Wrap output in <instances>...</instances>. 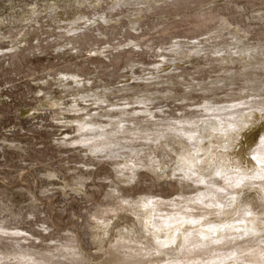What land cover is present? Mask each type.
Segmentation results:
<instances>
[{"label": "clouds", "instance_id": "9594fccd", "mask_svg": "<svg viewBox=\"0 0 264 264\" xmlns=\"http://www.w3.org/2000/svg\"><path fill=\"white\" fill-rule=\"evenodd\" d=\"M58 3L67 9L76 10L87 6L95 14L91 19L78 17L66 28L59 29L58 36L52 37L50 41L45 40L44 44L49 46L51 52L66 56L76 53L87 61V57L82 55L87 46L94 49L89 50L88 56H96L108 62L112 67L105 71L111 72L125 58L126 50H133L127 51L128 63L122 71L130 72L131 69L140 68L141 75L133 74L131 80L143 82L145 88L136 95L128 83H125L114 91L104 87L96 92L86 91L80 94L84 85L98 77L94 75L85 79L80 75L58 74L56 71L42 74L47 78L38 83L47 85L55 77V87L63 90V99L72 100L66 106L62 102H52L49 98L48 101L41 102L36 111L49 114L51 120L61 126V131L75 126L71 138L58 135L51 140V145L61 157L72 160L74 156H78L82 161L71 168V192L75 193L79 205L84 208L85 220L81 224L78 223L79 217H74L69 224L58 226L52 218L45 215L47 209L43 208L35 196L24 207L17 206L9 197L0 193V264H128L133 261L134 264H213L207 259L193 260L190 257L194 253L205 257L219 255L210 251L214 245L231 249L225 254V259L231 261V264H264V195L259 197L256 212L252 211V200L240 199L245 196L246 190L257 188L264 192V159H258V166H249L246 161L241 163L235 154L228 155L223 144H218L215 153L202 162L197 161L198 167L193 171L182 166V158L180 161L172 158L176 153L169 146L183 136H187L189 140L193 136L199 139L205 132L213 129V122L217 126L235 129L239 117L229 123L227 106L218 108L212 101L205 100L200 105L199 119L189 121L181 114L180 120H173L163 107H153L157 104L154 97L158 95L161 100L172 99V92L158 94L147 91L148 88H159L161 84L171 85L170 76L177 73V79L185 93H211L214 100L224 88L221 77H230L234 73L215 72L213 66L221 68L237 63L232 57H246L242 61L246 68L264 70V0H52L47 11L55 12ZM38 15L40 13L33 9L32 16L26 23H34ZM122 19L128 21L127 29L111 39L96 28L98 22L119 25ZM81 20L83 26H78ZM128 30L136 33L137 39L126 40L124 32ZM9 39L10 36L0 33V40ZM61 41L62 46H51ZM11 42L14 46L8 48L7 52L18 53L21 49L18 40ZM41 49L42 45L37 41L34 47L21 53V59L37 54L45 55ZM137 53L148 56L156 63L144 66L132 62V57ZM193 57H202L206 61L203 67L213 72L214 80L204 79L201 69L195 67L189 79L184 80V75L188 73L185 71L180 74L179 66L186 68ZM0 59H3L2 55ZM168 66L169 71L164 72L163 68ZM93 67L97 72L100 71L96 65ZM198 75H201L200 82L192 79ZM69 81L72 83L69 84ZM3 87L11 88L13 85L5 83ZM104 93L112 94V103ZM120 93H133L131 102L129 99L117 100L116 96ZM228 94H232L231 87L228 88ZM36 95L47 94L38 92ZM78 102L90 107L99 106L97 113H107L102 115V119H108V123H96L92 117L97 113L89 115L86 108L77 106ZM176 102L184 103L183 100ZM257 102L255 110L264 112V97L252 98L251 104ZM136 105L141 106V111L135 110ZM240 106H249V102L242 101ZM128 108L133 111H127ZM52 109L59 111L53 113ZM114 111H118L119 115L111 116ZM81 112L85 113L82 120L63 118L65 113ZM218 115H223L224 119L218 120ZM138 117L142 118L137 119ZM183 125H190V135L183 131ZM33 127L36 131L46 130L47 121L41 119L37 122L33 119ZM229 144L233 148L237 147L232 139H229ZM64 149H71L72 152L60 151ZM157 152L161 153L159 159ZM251 152H257V148ZM102 164H108L114 173L113 178L107 180L110 187L104 199L113 201L115 211L136 217L132 225L117 230L115 237H111L109 233L111 220L106 223L97 221L93 226L88 219L89 216L94 219L99 211L94 215L88 212L87 205L92 203V196L85 190V185L92 180V174ZM30 167L36 168V164H31ZM62 167L67 169L69 165L65 163ZM169 170L171 175H167ZM141 172L151 173V177H142ZM60 178L57 171L48 170V165H45L38 177L41 181L49 182ZM165 179L179 181L182 187L203 185L202 195L208 203H204L199 197L190 199L188 203L202 204L203 207L192 208L186 214L199 212L205 220L212 216L218 221L239 218L238 222L241 224L247 220L248 224L244 225L242 235L249 239L240 243L241 236L231 232L234 227L232 224H225L230 231L220 235H216L211 229L205 235L198 227L185 230L181 233L183 242L179 246H175L171 240H159L154 232H146L143 226V217L146 215L142 210L143 198L123 199L117 188L121 185L139 188L147 180H151L155 186V182ZM257 179L262 183H252ZM64 186L68 188V184ZM55 192L56 188L51 185L39 189V195L44 199ZM57 211L62 214L66 210L60 207ZM63 226L72 230L61 231ZM22 227L28 231H21ZM89 228L91 232L88 231ZM29 232L36 235L29 236ZM75 233H79V236ZM37 236L41 238L38 239ZM125 236L128 237L127 240Z\"/></svg>", "mask_w": 264, "mask_h": 264}, {"label": "rangeland", "instance_id": "374dc122", "mask_svg": "<svg viewBox=\"0 0 264 264\" xmlns=\"http://www.w3.org/2000/svg\"><path fill=\"white\" fill-rule=\"evenodd\" d=\"M51 3L52 0H0V21L5 22L0 23V33L4 36H10L9 40H0V55L3 56V59H0V193L9 197L17 206L24 207H27L32 196H35L37 200H40L43 208L47 209L45 215L52 218L58 226H62L69 224L74 217H79L78 223L81 224L85 220L84 208L79 205L75 193L71 192V181L73 179L71 168L75 163H81L82 161L78 156H74L72 160L61 157L60 153L51 145V140L58 135L71 138L75 126L63 128V131H61V126L52 121L49 114L41 113L36 109L41 102H46L49 98L52 102H62L66 106L70 105L72 100L65 101L63 99V90L55 87V77L47 85L38 83L39 80L47 78L42 74L45 72L51 74L56 71L58 74L80 75L85 79H89L94 75L98 77V79H92L91 83L84 85L80 94H84L86 91L96 92L97 89L102 90L104 87L111 88L114 91L116 87L128 83L133 92L139 95L144 90L145 85L143 82L131 80V75H141L140 68L131 69L130 72L122 71L123 68L127 67L128 59L126 57L122 58L111 72H106L105 69L112 67V65L103 61L102 58L88 56L89 50L94 51V49H89L87 46L84 47L82 53L83 57H87V61L77 56L76 53L66 56L51 52L49 46L44 44L45 40L50 41L52 37L58 36L60 34L59 29L66 28L76 16L92 18L95 14L87 6L76 10L75 8L67 9L60 3L57 4L55 12L49 13L47 9ZM33 9H36L40 15L35 17L34 23L28 24L26 21L31 18ZM114 18L115 16H113ZM79 24L83 26V21L81 20ZM141 26L143 27V25ZM127 27L128 21L124 19L121 20L119 25H104L102 21L96 25V28L101 30L109 39L113 36H119ZM124 37L126 40H135L137 34L128 30L124 32ZM12 40H18L21 45L20 51L16 54L7 52L8 48L14 46ZM37 41L41 43V50L45 52V55L37 54L21 59V53L34 47ZM62 43V41L58 44L53 43L51 46H62ZM14 55L15 58H13ZM232 59L237 63L224 65L221 68L213 66L215 72L234 73L230 77H221L224 88L217 93L214 100L211 93H185L184 88L177 79V73L171 74V85L161 84L159 88H148L147 90L149 93L155 92L158 94L165 91L172 92L174 97L172 99L161 100L158 95L154 97L157 104L153 107H163L167 115L173 120H180L181 114L184 119L189 121L199 119L200 105L205 100L212 101L218 108L227 106L228 113L239 110L234 115L227 114L229 123L239 117L238 126L235 129L217 126L216 122H213V129L205 132L204 136L199 139L193 136L189 140L187 136H183L178 138L175 144H169L173 152L176 153L172 158L178 161L182 158V166L185 169L190 168L195 171L198 167L197 161L202 162L204 158L215 153L218 144H223V148L228 155L235 154L241 163L246 161L249 166H258L259 158H253L257 153L251 152V150L257 148L258 144L264 143V112L255 110L258 102L257 104H251V100L257 96L264 97V70L246 68L242 62L246 57H232ZM132 62L144 66L156 63L148 56L139 53L133 56ZM205 63L206 61L202 57H193L186 68L182 65L179 66L181 69L180 74L186 71L188 75H184L183 78L187 81L192 74L193 67H195L201 69V75L204 79L214 80L213 72L203 67ZM93 65L100 68V71L97 72ZM169 67H164L163 71L168 72ZM78 69L79 71H77ZM236 73H239V75H235ZM201 75L193 76L192 79L200 82ZM5 83L13 85V87L4 88ZM68 83L71 84L72 82L69 81ZM230 87L232 88L231 95L228 94V88ZM38 92L47 95L37 96L36 93ZM104 95L107 96L110 103L113 102L111 93H104ZM132 95L133 93H120L116 96V99H129L131 102ZM177 100H183L184 103H177ZM242 101L249 102V106H240ZM233 105L236 107H233ZM45 106L47 105L45 104ZM77 106L86 108L89 115L97 113V107H99H90L83 102H78ZM135 110L141 111V106L136 105ZM51 111L55 113L59 110L52 109ZM127 111L130 112L133 109L128 108ZM194 112L195 114H193ZM84 115V112L79 114L65 113L63 118L65 120H82ZM102 115H107V113H97L92 119L96 123L107 124L108 119H102ZM117 115H119L118 111L111 113V116ZM156 115L159 116V113ZM141 118L138 117L137 119ZM33 119L37 122L41 119L47 121V129L34 130ZM217 119L223 120L224 116L218 115ZM189 127L190 125H183V131L190 135ZM201 127H207V125H201ZM229 139H232L237 147H231ZM12 145L17 147H12ZM60 151L64 153L72 152L71 149ZM156 155L158 159L161 157L160 152H157ZM34 163L36 168H31L30 165ZM65 163L69 165L67 169L62 167ZM45 165H48V170L57 171L61 178L50 182L38 179L39 174L45 169ZM140 175L151 177V173L146 172H141ZM167 175H171V170ZM92 176V180L85 185V190L92 196V203L87 205V210L93 215L99 211V215H95L94 219L89 216L88 219L93 226L97 224V221L106 223L111 220L109 233L111 237H115L117 230L132 225L136 221V217L131 216L129 213L115 211L113 201L104 199V195L107 194L110 187L107 180L112 179L114 176L108 164L97 167ZM252 183L259 185L262 182L257 179ZM65 184H68V188H65ZM50 185L56 188V192L51 194L48 199L41 198L39 189ZM173 185L176 189L171 187ZM117 192L121 194L123 199L137 200L143 198L146 201V203L142 202V210L146 213L143 217V226L146 232L156 233L158 239L164 242L171 240L175 246L177 243L180 245L183 242L181 233L185 230L190 231L193 227H198L203 234L209 232L211 227L217 228L218 231L215 234L220 235L230 231L225 227V224H232L234 227L231 230L238 229V226L243 228L244 225L248 224L247 220L243 224L239 223V218L237 220L218 221L212 216H208L205 220L199 212L186 214L192 208L203 207L202 204L188 203L190 199L199 197L204 202L208 201L201 196L204 193L203 185L182 187L179 181L165 179L155 182V186H153L152 181L147 180L139 188L134 186L129 188L121 185L117 188ZM29 193L32 195L30 196ZM261 195H264V192L253 188L251 191L246 190L245 196L240 197V199L252 200V211L256 212V206L259 204ZM60 207L66 210L62 214L57 211ZM208 211H211V209H208ZM256 214L259 215V213ZM249 226L254 227L256 225ZM20 230L28 231L25 227ZM71 230L66 226L61 227V231L64 232ZM88 231L91 232V228ZM33 233L29 232V236H32ZM34 234L36 235V233ZM75 234L79 236V233ZM125 239L127 240L128 237L125 236ZM201 258L203 260L208 259L205 256H201ZM224 264H231V261L228 260Z\"/></svg>", "mask_w": 264, "mask_h": 264}, {"label": "bare ground", "instance_id": "6f19581e", "mask_svg": "<svg viewBox=\"0 0 264 264\" xmlns=\"http://www.w3.org/2000/svg\"><path fill=\"white\" fill-rule=\"evenodd\" d=\"M83 14H85V13H83ZM78 17H80V16H76L75 18H73V20L72 21H76L77 20V18ZM88 19H91L90 17H88ZM78 26H82V24H79ZM67 27V26H66ZM99 28V27H98ZM112 28H114V27H112ZM101 31V30H100ZM130 33V32H129ZM127 34H128V32H127ZM131 34V33H130ZM129 34V35H130ZM128 35V36H129ZM126 36V35H125ZM127 37V36H126ZM132 37H134V36H132ZM129 51H131V50H129ZM125 57H126V59H127V51H126V53H125ZM133 58V57H132ZM95 61V60H94ZM97 63V62H96ZM102 66V65H101ZM236 112H239V110H234V111H231V112H229L228 114L229 115H234ZM192 114V113H191ZM193 114H195V112L193 113ZM263 141V139L261 140V142ZM172 188H174V189H176L175 188V186L173 185V186H171ZM126 195V194H125ZM130 196V195H129ZM202 197H205L204 195H201ZM245 200V199H244ZM243 201V200H242ZM142 202H144V203H146V201L145 200H143ZM204 203H208V201L207 202H204ZM211 230H213L214 232H217L218 230H217V228H213V227H211L210 228ZM209 229V230H210ZM238 230H239V232H238ZM242 230H243V228H242V226L240 227V226H238V229H236V230H231V232H232V234L233 235H237V234H239L240 236H241V240L239 241L240 243H242L243 241H247L248 239H249V237H246V236H243L242 235ZM229 232V231H228ZM209 232H205V235H207ZM227 233V232H226ZM34 234V233H33ZM33 234H31V235H33ZM35 235V234H34ZM37 237H39V238H41L40 236H37ZM158 237V236H157ZM159 238V237H158ZM182 241H183V239H182ZM164 242V241H163ZM176 246H179V243H177V245ZM132 247H133V245H132ZM231 249L230 248H224V247H221V246H212V248L210 249V251H214V252H216V253H218L219 255H209V256H207V260H210V261H212L213 262V264H224V262H226V261H228L227 259H225V254L228 252V251H230ZM201 256H203L202 254H200V253H194L193 255H192V257H191V259H193V260H203L202 258H201ZM197 258H200V259H197ZM128 264H134V261L133 262H128Z\"/></svg>", "mask_w": 264, "mask_h": 264}, {"label": "snow or ice", "instance_id": "6c2138e0", "mask_svg": "<svg viewBox=\"0 0 264 264\" xmlns=\"http://www.w3.org/2000/svg\"><path fill=\"white\" fill-rule=\"evenodd\" d=\"M257 155L254 156V159L260 158V159H264V143H260L257 145Z\"/></svg>", "mask_w": 264, "mask_h": 264}]
</instances>
